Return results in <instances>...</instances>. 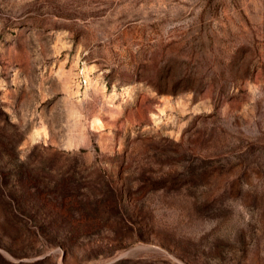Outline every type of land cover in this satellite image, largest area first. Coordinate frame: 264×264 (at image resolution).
<instances>
[{"label": "rangeland", "instance_id": "obj_1", "mask_svg": "<svg viewBox=\"0 0 264 264\" xmlns=\"http://www.w3.org/2000/svg\"><path fill=\"white\" fill-rule=\"evenodd\" d=\"M0 264H264V0H0Z\"/></svg>", "mask_w": 264, "mask_h": 264}]
</instances>
